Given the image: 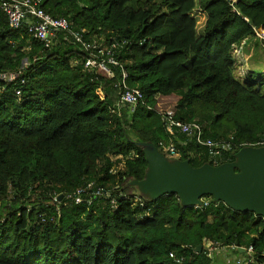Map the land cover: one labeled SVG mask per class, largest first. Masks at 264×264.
<instances>
[{"label": "trees", "instance_id": "obj_1", "mask_svg": "<svg viewBox=\"0 0 264 264\" xmlns=\"http://www.w3.org/2000/svg\"><path fill=\"white\" fill-rule=\"evenodd\" d=\"M39 6L84 30L86 40L126 41L115 57L126 84L144 98L115 113L124 91L120 66L110 67L112 75L87 70V53L67 33L46 47L25 25L10 27L0 8V264H214L207 251L215 244L252 245L256 263H263L262 216L211 196L201 207L183 206L176 194L145 200L127 184L143 179L148 167L139 142L160 148L172 138L179 158L194 167L233 161L241 145L264 142V69L249 70L242 81L233 54V44L264 30V0L234 6L39 0ZM197 7L206 16L202 33ZM173 95L175 120L201 123L206 138L227 140L233 150L215 163L195 139L169 135L158 104ZM91 184L76 203L73 193ZM98 187L110 197L94 195Z\"/></svg>", "mask_w": 264, "mask_h": 264}, {"label": "built area", "instance_id": "obj_2", "mask_svg": "<svg viewBox=\"0 0 264 264\" xmlns=\"http://www.w3.org/2000/svg\"><path fill=\"white\" fill-rule=\"evenodd\" d=\"M231 6H234L238 0H227ZM0 8L6 14L9 25L12 28H20L25 25L28 29V33L31 37L38 39L45 43L46 47H50L53 44L57 33L65 32L69 35L70 39L81 45L82 50L87 53V58L84 62V68L87 70H103L109 75H112L111 66H120L122 64L116 59V53L127 43L124 42H112L110 44H104L98 40H86L84 37V30H75L72 28L69 20L66 17H54L50 13L46 12L43 8L39 6V0H0ZM256 37L261 41L264 40V30L255 28ZM246 40L241 43L233 44V54L239 57L243 54L244 46L246 45ZM77 63V61H76ZM15 75L11 74L8 76L4 74L3 78H8L11 80ZM123 84L122 87L124 91L121 93L119 100L116 102L113 111L120 114L122 109L125 107L133 110L141 101H143L144 95L140 89L129 87L125 79L127 77V72L122 68ZM24 83V81H23ZM165 119L166 129L169 135L175 134V132H180L195 139L198 144L205 146L209 150V155L215 163L225 154L233 150V144L227 140H214L212 138H206L204 136L203 125L199 122H183L175 120L173 117V112L167 110L165 112L159 111ZM259 144L264 145V142L257 144H250L253 146H259ZM246 146V145H241ZM159 149L168 157L177 158L179 157V151L177 145L174 143L172 138L168 141H160ZM115 172V171H114ZM92 187V184L86 188H80L73 193V198L76 203H81L83 201V194L86 190ZM105 194L110 197V193L106 192L103 188L98 187L94 192V195ZM72 197V195H70ZM136 202H141L140 198L135 199ZM203 203H207L206 199L203 198ZM111 204L113 207H117V200L115 198L111 199ZM152 209L149 208L145 215H150ZM240 246L232 244L230 246H223L220 244L212 245L208 248L207 254L213 259V253L216 250L226 252L228 262L227 264H257L254 257V248L250 245L247 256H242L238 254L240 251ZM170 257L174 259L177 263L183 261V257L177 256L176 253L171 252ZM260 264H264L260 263Z\"/></svg>", "mask_w": 264, "mask_h": 264}, {"label": "water", "instance_id": "obj_3", "mask_svg": "<svg viewBox=\"0 0 264 264\" xmlns=\"http://www.w3.org/2000/svg\"><path fill=\"white\" fill-rule=\"evenodd\" d=\"M148 167L144 178H133L127 186L145 200L176 194L185 207H201L203 198L223 202L240 212H252L264 218V145H246L235 153L233 161L194 167L190 161L170 158L153 142L137 143ZM62 198V196L60 197ZM203 245L197 250L202 251Z\"/></svg>", "mask_w": 264, "mask_h": 264}, {"label": "rangeland", "instance_id": "obj_4", "mask_svg": "<svg viewBox=\"0 0 264 264\" xmlns=\"http://www.w3.org/2000/svg\"><path fill=\"white\" fill-rule=\"evenodd\" d=\"M193 14L197 19L198 33H202L205 23H206V16L198 7L194 10ZM98 41L101 43H104V39H98ZM246 42L247 43L244 46L243 54L237 57V63H236V69H235L236 76L242 81H245L246 73L249 70L264 69L263 42L260 39H258L256 36L249 37L248 39H246ZM177 100H178V97L175 95L169 96V97H160L159 104H158V110L163 111V112L167 110H173ZM35 204L37 205L38 202L29 204V208L35 207L34 206ZM94 239L96 241H100V238L98 236H94ZM105 239L109 240L108 238H105ZM222 252L224 251H219V250L214 251L213 253L214 264H227L228 254L225 252L227 255L224 256V254H221Z\"/></svg>", "mask_w": 264, "mask_h": 264}, {"label": "crops", "instance_id": "obj_5", "mask_svg": "<svg viewBox=\"0 0 264 264\" xmlns=\"http://www.w3.org/2000/svg\"><path fill=\"white\" fill-rule=\"evenodd\" d=\"M221 254H224V256L225 255H227L225 252H222ZM238 254H240V255H242V256H247L248 255V250H247V248H244V247H242L241 249H240V253H238Z\"/></svg>", "mask_w": 264, "mask_h": 264}]
</instances>
